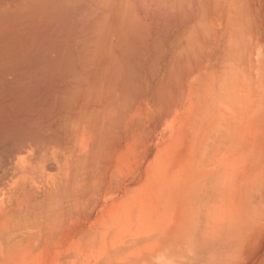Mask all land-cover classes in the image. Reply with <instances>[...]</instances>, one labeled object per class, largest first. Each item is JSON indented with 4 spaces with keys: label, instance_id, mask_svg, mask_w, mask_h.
<instances>
[{
    "label": "bare ground",
    "instance_id": "obj_1",
    "mask_svg": "<svg viewBox=\"0 0 264 264\" xmlns=\"http://www.w3.org/2000/svg\"><path fill=\"white\" fill-rule=\"evenodd\" d=\"M263 23L264 0H0V264L253 255Z\"/></svg>",
    "mask_w": 264,
    "mask_h": 264
},
{
    "label": "rangeland",
    "instance_id": "obj_2",
    "mask_svg": "<svg viewBox=\"0 0 264 264\" xmlns=\"http://www.w3.org/2000/svg\"><path fill=\"white\" fill-rule=\"evenodd\" d=\"M261 26H264V23H263V25H261ZM260 26V28H262V29H259L260 31H258V32H260V33H258V35L260 34V36L262 35V33L264 32L263 30H264V27H261ZM262 36H264V33H263V35ZM262 36L260 37L261 39H262V43L264 44V37L262 38ZM255 71H256V69H255ZM256 76V75H255ZM254 86V89H256L255 91L256 92H258V93H261V91H263L262 90V87L261 86H263L262 84H259V83H255V85H253ZM250 90L252 91V89L250 88ZM251 91H248V98L249 99H251V97H252V99L251 100H254V99H257V100H259V99H261V95H259V94H257V93H255V92H251ZM251 95V96H250ZM256 95V96H255ZM248 99V100H249ZM251 100H249V102L251 101ZM261 243H259L257 246H258V248H257V246L254 248V249H252V251H251V254H253V255H249V257L244 261V263L243 264H264V235H263V238H262V240L260 241ZM255 250V252H253ZM253 252V253H252Z\"/></svg>",
    "mask_w": 264,
    "mask_h": 264
}]
</instances>
